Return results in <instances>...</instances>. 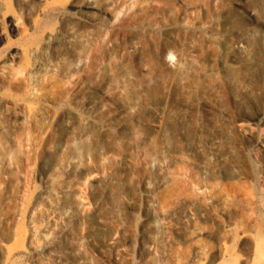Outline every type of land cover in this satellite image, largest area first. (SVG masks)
I'll list each match as a JSON object with an SVG mask.
<instances>
[{
    "label": "rangeland",
    "instance_id": "1",
    "mask_svg": "<svg viewBox=\"0 0 264 264\" xmlns=\"http://www.w3.org/2000/svg\"><path fill=\"white\" fill-rule=\"evenodd\" d=\"M64 1L42 2V13L31 27L11 19L0 21V58L9 59L21 72L29 63L30 47L40 43L43 29L60 24L55 9ZM233 1L132 0L126 5L122 0H115L112 9L117 14L116 18L109 21L103 18L86 29L88 39L84 43L82 67L64 75L60 64L34 84V97L26 105L39 106L42 113L31 122L26 108L22 110L24 118L17 131L22 146L17 152V173L21 179L14 186V193L5 200L8 218L0 241V264H38L37 257L24 251L29 210L35 226L30 239L32 246L47 244L62 248L64 238L53 236L57 233L55 227L64 226L70 238H80L84 224L90 221L98 208L96 199L105 209L113 203L118 205L124 239L140 235L145 228L143 223L157 229L151 233L154 244L149 249H141L137 243L125 241L120 256L102 254L92 244L83 245L93 264H264V174L259 178L253 177L256 165L261 163V151L250 144L253 135L264 133V124L251 119L262 111L264 104V86L258 69L250 74L249 79L247 77L250 90L247 94H239L236 101L223 96L217 103V108L224 111L223 116L219 118L217 113L207 116L209 120L219 119L220 128L230 131L229 143L239 166L237 177L230 176L222 164L202 169L199 156L187 148L206 134L198 133L192 124L173 123L168 129L172 137L166 148L161 137L155 139L159 154H154L150 145L135 153L141 163L137 164L133 174H106L94 185L90 184L92 176H79L77 187L83 204L71 211L70 219L59 217V198L38 203L31 209L32 191L38 185L32 169L36 167L43 146L57 135L52 121L61 108H70L79 117L85 116L88 111L82 103L86 97L95 96L93 107L102 101V96L95 90L99 85L104 86L109 95L114 94L116 84L123 85L125 90L119 99L126 101L135 90L131 82L121 81V68L132 75L139 61L145 59L155 75H165L166 69L156 57V52L163 46L170 47L171 64L176 63L187 50L193 52L198 60H204L213 48L210 35L216 32V21H226V28L234 32L252 25L241 15V9L232 4ZM251 2L257 7L264 3L263 0ZM13 11L11 0H1L0 14ZM65 23L76 30L83 28L80 22L71 19ZM201 25L205 30L200 29ZM167 28L169 35L166 36L163 29ZM234 35L228 37L229 43L234 41ZM132 36L138 38L142 54L138 59L132 58L129 49L128 41ZM215 49L219 53V48ZM56 50L65 52L62 44H58ZM102 67L105 71L100 70ZM24 92L20 91L15 98L23 99ZM157 92V86L147 91V100L155 102ZM133 112L125 115L127 125L132 123ZM112 117L113 112H107L99 115L98 120L111 121ZM82 128L77 118L74 133ZM90 130L93 136L98 135L96 126ZM242 131L249 136L243 137ZM122 135L128 134L124 131ZM118 181L122 185L110 183ZM127 199L135 200L140 209L133 211L126 204ZM183 204L193 209L185 227L189 233L195 234L194 237L159 228L162 216L172 209L178 211ZM41 263L55 264L47 256H41Z\"/></svg>",
    "mask_w": 264,
    "mask_h": 264
},
{
    "label": "bare ground",
    "instance_id": "2",
    "mask_svg": "<svg viewBox=\"0 0 264 264\" xmlns=\"http://www.w3.org/2000/svg\"><path fill=\"white\" fill-rule=\"evenodd\" d=\"M11 1L14 11L0 14V21L11 19L27 27L34 25L35 19L42 13L40 5L45 2ZM131 1L122 0L126 5ZM114 2L115 0H65L55 9L60 24L43 29L40 43L30 47L29 63L21 72L14 68L9 59L0 58V241L8 218L5 200L14 193V186L21 179L17 173V152L21 146L17 131L24 118L22 110L26 108L31 122L42 113L39 106L33 108L26 105L34 97V84L60 64L63 65L64 75L82 67L85 60L84 43L88 39L86 29L103 18L108 21L115 19L117 14L112 9ZM251 3L250 0L232 2L236 8L241 9V15L251 21V26L234 32L226 28V21L215 22L216 32L210 35L213 48L204 60H198L193 52L187 50L176 63L171 64L170 47L163 46L156 52V57L166 69L165 75H155L145 59L139 61L136 72L132 75L121 68V81L131 82L135 90L126 101L119 99L125 90L123 85L116 84L113 95H109L105 87L99 85L95 90L102 96V101L93 107L95 96L86 97L82 103L88 111L85 116L79 117L74 110L61 108L52 121L57 135L52 142L43 146L36 167L32 169L38 185L32 191L31 209L38 203H48L59 198V217L63 220L70 219L71 211L83 204L77 187L79 176H92L90 184L94 185L106 174H133L137 170V164L141 163L136 159L135 153L145 145H150L154 154H159L155 139L161 137L166 148L165 145H168L170 136L172 137L168 129L173 123L192 124L198 133L206 134L203 139L194 141L187 148L199 156L198 162L202 169L212 164H222L226 166L230 176L237 177L239 166L229 143L230 131L220 128L219 119L209 120L207 116L212 117L216 113L219 118L223 116L224 111L217 108V103L223 96L236 101L239 94H247L250 91L247 81L257 69L264 86V3H261V7ZM70 19L80 22L82 30L66 25L65 20ZM200 29L205 30L204 25ZM163 33L169 35L168 28L163 29ZM233 34L235 39L229 43L228 37ZM58 44L64 46L65 52L56 50ZM128 45L132 58H140L142 54L137 36H132ZM216 47L219 48V53ZM100 70L105 71V67ZM156 86V101L150 102L147 100V91L154 90ZM20 91L24 92V98L16 99ZM129 111L134 112L131 115L132 123L127 125L125 115ZM107 112H113L111 121L98 120L99 115ZM77 118L83 128L74 133ZM251 119L264 124V104L262 111ZM92 126L98 129L96 137L90 130ZM124 131L127 136L122 135ZM241 135L249 136L246 131H242ZM250 144L261 151V163L256 165L253 176L259 178L264 174V133L253 135ZM110 183L114 186L122 185L121 181ZM95 203L98 208L90 221L84 224L80 238H70V233L64 226L55 227L57 233L53 236L64 238L62 248L49 247L47 244L32 246L30 239L35 226L29 210L26 214L27 244L24 251L37 257L38 264H43L41 256L49 257L55 264H93L84 250L85 244L97 246L102 254L118 256L123 252L125 241L135 242L141 249H149L154 244L151 233L157 229L155 226L143 223L145 228L140 235L131 237L130 240L124 239L118 205L113 203L105 209L99 199ZM126 204L133 211L140 209L135 200L127 199ZM147 210L148 205L145 211ZM192 211L188 204H183L178 211H167L162 216L159 228L169 233H181L184 237H194L195 234L189 233L185 227L186 219ZM1 250L0 245V252Z\"/></svg>",
    "mask_w": 264,
    "mask_h": 264
}]
</instances>
